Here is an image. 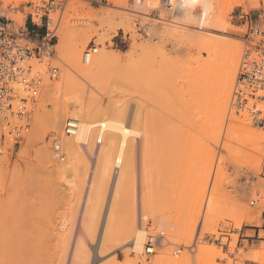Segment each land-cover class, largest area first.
I'll list each match as a JSON object with an SVG mask.
<instances>
[{"label": "rangeland", "instance_id": "1", "mask_svg": "<svg viewBox=\"0 0 264 264\" xmlns=\"http://www.w3.org/2000/svg\"><path fill=\"white\" fill-rule=\"evenodd\" d=\"M65 1L67 5L61 21L64 26L68 25L69 29H80L79 31H82L83 29L89 28L91 23V25L93 26L91 28H99V33L98 31L90 32V34L92 33L91 38L85 46L83 45V39H78L75 41V46L69 48L70 50L66 53V55H60L59 53L56 54L54 59H52V64H57L60 66V73L58 77L61 75V72H63L62 70L66 72L70 68L69 66H73L75 68L77 62L80 60V58H82V53L84 54V52L87 51L88 47L92 46L94 43L97 47H105L104 50H106V52H104L109 54V56L110 54H115L116 52L117 54L129 52L134 41L138 44L149 43L152 46H155V50L151 46V48L149 49H152L151 52L139 51L135 56L136 58H134V62L130 64V70L126 75V84L128 85L129 83L132 87L128 86L129 91H131L130 93L128 91V94L126 96L122 95L121 93L109 94V92L111 91H109L108 88L110 87V89L112 90L111 87L116 84L113 81L114 78L117 77L116 73L113 71L114 69H111L114 68L113 66H108L106 67L107 69H101L102 63L96 62L98 63V66L100 65L99 68L94 66L96 64L94 61L90 62V64H87L84 67L85 71H89L88 75L90 73L92 75V72L95 71V68L100 69L101 72L96 69L97 73L99 72V75L95 73L94 76L101 77V80H99V82L103 81L102 86L104 83L107 84V86L109 85V83H111V85L107 87L106 90L104 88L103 90H100L97 89L98 87H91L90 85L96 83V81L89 84L90 78L88 79V81L76 80L73 73L69 71L67 72L69 73L68 77H70L72 83V91L74 92V94H79L85 99L88 96L86 101L87 106H89L90 108L96 107L98 105H101L102 107L108 106V104H110L111 100L113 101V99L127 100L130 106L134 101L138 102L137 100L140 99V91L138 87H136L137 77L139 75H137L136 73L138 69V67L136 68V63L138 64L140 61H142L144 59L143 56L146 57L149 53H152L153 56L155 55L158 58H156V61L154 60L152 62L158 65V68L156 67L157 69H155V71H152L153 73H151L147 77V81L150 82L149 86H151L148 87V89L146 90L147 92L145 91L146 97H144L145 100L143 101V105L141 107L143 114L147 115L150 118L152 126L150 130L151 145L149 146L147 151L145 150L146 154L145 152H143L145 156L142 155L141 161H143L142 165L145 168V173H147L146 175H148L151 180H155L153 182V185L159 180L157 184H160L161 186L158 185L156 187L155 184L153 190L152 187H150L151 192H149L150 189L147 191L149 197L147 196V194L146 196L148 198L146 196L144 197L145 201H147L146 204H149L150 206L152 205L151 207L148 206V209L150 208V210L152 209L153 211L159 209L158 212L165 211L164 215L166 214V217L167 215H169L170 217H168L173 219H170L171 222H175L176 218H178L177 220H180V224H182L181 220L183 222V215H185L184 213H187L188 210L190 211L189 206V209L187 207L185 209V206L183 208L182 205H184V203L188 204V201L190 204V201L192 200L191 197L195 198L193 195H195L196 192L199 191L198 189L201 188L199 186L202 182L200 180L202 179L201 176H204L203 172L207 170L205 167L206 163H204V158L208 153V148L206 149L204 144L197 146V143H200L198 141H201V138L205 139L202 140V143L204 141L206 142L207 136H205L206 133L204 134L203 131L206 132L205 126L207 125L208 127L210 126V123H212L210 122L212 119L210 117L207 118V115H210L207 114L208 112L210 113V111H207L209 109V105L208 107L207 105H204L208 103V101L207 103L205 102V100L207 99L204 100V98H207L206 95H208V89H210L207 88L209 86H207L206 80L209 74L208 70L211 66L210 63L214 62L215 65H217L216 63H218L220 60L217 59V61L215 62L214 60L218 58V55L215 54V52L213 51L214 49L207 51L209 45L204 44L205 42L201 44L197 41L199 39L198 37L201 38L199 39V41H201L205 37L209 38L207 37V35H204L205 30L204 32L203 30L201 31V29L198 30V25L200 24V14L198 13L197 9L200 10V8H192L193 11H195V14L198 15V19H196V16V20L193 19L195 21L191 19L190 21L193 22L188 23L186 21L187 15L189 14V9H186V7L182 6H179L178 8L170 11L165 10L161 13L164 19L159 20L152 19L143 14L148 13L151 6H149L147 3H140L138 1L126 0V6L123 4L124 6L122 7H114V4L112 2L113 0H109V3H105L104 5H92L86 0ZM21 2L22 1H19L18 3L16 2V5H19ZM216 2L217 3L215 4L213 13L214 15H217L221 11L219 2ZM246 2L242 3L241 5L246 7ZM238 6L240 5L234 4L233 6H231V8L227 10V15L224 14V16H226L225 20L229 19L228 23L231 24H229L227 35H229L230 39L232 38V40H235L233 42H238L239 44L243 45L244 52L246 27L240 25V22L236 18L237 11L239 10ZM250 6L251 8H253L254 13L257 14V16L255 17L257 26L261 29H264L263 4H261L260 6H252V4H250ZM73 7L75 8L74 10ZM105 8H109L113 11V13L106 18L107 23L109 18V21L111 20V22L113 21V24L116 23L117 25L126 17V21L124 20V23L122 22L123 25L111 28L112 26H114L112 25L110 27L111 22H109V25H102L99 20L95 19L94 21H90V19L87 17V11L89 12L101 9L106 10ZM7 14L9 17H12L16 20L15 17H18L22 13L19 11L15 12L14 10H8ZM120 15L122 16L120 17ZM214 15L213 19L216 18V15L215 17ZM21 16H23L24 18L23 14ZM172 18L176 22H179V26L176 25L175 28H178L180 33H178L177 31L176 34L181 35V33L184 32V34L187 33V36L190 35V33L196 36L195 33L197 32L198 34L199 31L202 32L204 36L201 33H199L200 35H197L196 38L193 36L195 42L197 43H191L194 40L192 35L191 38L193 40L191 41V38L188 39L190 42L181 41V37L179 38L180 35H176V37H178V39L180 40H178L176 37H171L168 33L165 32L167 29L166 26L168 25L167 23H165V21ZM185 18L186 21L184 22L183 20ZM127 23L129 25H125L127 27L126 28L124 24ZM186 23L188 25H186ZM210 26L209 29L213 31V27ZM91 28H89V30ZM154 28L156 29L155 31ZM101 33H105L104 38H107L104 39L103 35H100ZM181 36L183 40L186 38L183 37V33ZM201 36H203V38ZM157 47L159 50H157ZM140 52L142 53L139 54ZM200 54L202 55V58L200 57ZM100 58L101 57L98 58V61H100ZM62 59L64 61H69L68 69H66V67L63 65ZM201 59L203 64L197 65L199 62L201 63ZM144 61L145 60H143V62ZM109 64L111 65V63ZM197 66H199V69ZM198 70L201 71L200 73L203 72L202 74L206 76L205 81H203L205 77L202 74H199ZM112 71L115 74H113ZM197 71L198 73L196 74L195 72ZM137 72H139V70ZM199 75L203 76L204 78H201ZM133 84H136V86H133ZM205 84L207 86V89L205 88ZM103 87H105V85ZM93 89L96 92L91 93ZM107 90L109 92L106 95ZM205 90L207 92H205ZM87 93L89 94L87 95ZM102 93H105V95H103ZM231 97L229 103V111ZM43 99H45V97H43ZM102 99L103 101H101ZM129 100L131 101V104ZM101 102L102 104H99ZM204 106H206V108H204ZM129 108H127V110ZM205 110L207 111V113ZM232 113L233 114L230 115L232 116V119L228 118L227 116V119L225 120L222 139L216 151L215 162L213 163V165H211V167L209 166V169L211 168V172L209 174L208 184L205 190L204 202L201 207L202 211L194 230H191L190 226H188V222L186 226H181L182 228L180 229L175 227L174 229L169 228L164 230L163 232H165L166 239L162 242V246L156 249V255L151 257L150 259L141 258L139 256L137 257V255L132 253V251L130 253V250H132L130 243L125 245L122 244V241H120V235H122L121 231L123 232V228H125L123 225L127 224V217L130 218V210L131 212L133 211L132 200H134L135 202V199H133L132 196L133 190H131L132 194H130L132 197L128 194V191L132 188V182H128L131 187L130 189H127V183L124 187L125 189L123 188L118 197L115 200L113 199L115 181L117 180L116 178H118L119 174L112 175L109 186L106 190L104 200L101 202L102 204L99 200L96 201L97 204L95 205H100L98 207H95V212L97 213H94L90 217H87L88 223H86L85 221L86 226L83 229L84 231L82 230L83 233L82 231V234L78 232L77 228L79 208H77L76 204H74L76 202L75 196H73L74 193L72 192L73 194L71 193L70 196L68 195V190H64L66 186L64 187L59 182L61 181V179L58 181L59 176L58 174H56V172L53 171V166H51V168L49 167L51 164H48V159H46V157L48 158V155L45 154V150L48 145H50L48 146L49 149L50 147L52 149L53 142L58 137L59 133L54 127L53 119L37 121L35 118V123H33L32 129L28 133V137L24 139L26 141H29L28 139H30V142L28 143L29 146L27 143L25 144V141H21L20 147H16L9 160L7 159L8 162H6V160L4 161L6 163H3V167H7L11 173L15 172L13 171V167H15V169L16 167H18L17 170L20 171L16 172L17 174L15 173L12 175L10 173L8 175V178L5 177L7 180L1 182V184L3 183L4 185H0V243L6 242L13 243L15 245L20 244L24 245L25 247H27V245L29 244L28 248L31 249L34 248V245L39 243L38 245L40 249L36 246L37 248L34 250L38 252L35 251V254L32 255V253H30L32 251L29 252L30 249H27L28 253L33 256L31 262H33L34 264H45L46 261V264H52L53 262V264H56L59 261L61 263L59 262L58 264H62V262L63 264H130L129 262H131L132 264V262L135 263L137 261V263L140 264H157L156 260L160 259H163V261L165 262H172L174 260L176 263L183 261L182 263L187 262V264H194V262L195 264H261V262L262 264H264V242L261 243L260 246H251L248 241H244L243 245H237V234H232L233 241L229 243V245L222 246L214 242L203 240L204 234L206 232H216L220 224H222L224 228H233L239 224L241 218V225L243 229L250 225H256L255 223H258L259 226L262 225L261 219L264 215V192L261 190L258 191L257 189L253 191H247L246 184H242L241 179V177H247L249 174L250 156L251 152H255V145H253L249 139H244V137H242V135L245 136V134L249 135L251 133L244 126L242 121L243 119L237 116L234 111ZM68 118L69 116H66L65 120L67 121ZM207 119L208 121H206ZM205 121L207 123H210L205 125ZM247 124L249 125V123ZM231 127L235 129L234 130L232 128L233 132L230 131ZM253 128L256 129V127ZM258 130L264 131L261 129ZM229 131L232 135H230ZM201 133L205 137L200 135ZM227 134L229 135V137L232 136L233 139L228 138ZM26 145L27 147H25ZM49 149H47V152L50 151ZM260 157L262 160V167L259 173V177L264 178V153ZM82 164L85 166V163L79 164V172H81L83 168ZM19 166L21 167V169ZM19 175L20 177H17ZM131 175L132 174H130V176ZM10 176L13 177L11 178ZM68 176L69 177L67 180H73L75 178L74 176L71 177L70 174ZM15 177L17 181L12 180L15 179ZM10 178L16 183L12 182V184L11 180H9ZM74 180L77 181V179ZM131 180L129 179L128 181ZM162 181L166 183L164 184V186H162ZM79 183L77 182V184ZM82 183L83 182H81V185ZM70 198L71 200L74 198L75 202L72 201V203L71 201H69ZM186 198L188 199L187 201ZM215 199L217 201H215ZM180 200H183L181 201L183 203L181 206ZM211 200L214 201L212 202L213 204L211 203ZM251 200H255L256 204L251 205ZM175 202H179V204H176ZM171 203H175V206ZM179 207L183 208H180V210H182V213L180 212ZM75 210L77 211L76 214ZM110 210L112 211V214L111 217L108 218L109 213L111 212ZM203 214L205 215L201 239L199 241L198 248H193V252L190 253L188 247L194 241L196 231ZM241 214H243L244 216H242ZM211 215L213 216L212 218ZM188 231H191V239L187 238V235L189 234ZM157 232L160 233L162 231L158 230L153 233V235L158 234ZM174 234H178V237L176 239L174 237ZM263 235L264 234L261 233V236ZM168 241H170L172 244ZM225 241L226 239H224V242ZM31 243H33V245ZM174 244H180L184 246L183 250L180 252V255L177 257L171 254L172 250L174 249ZM40 245L45 246L42 247ZM76 245L77 247H80L78 248L79 250L76 248ZM73 246H75L76 250H78V252L75 250L77 252V256L75 255L76 257L74 258L73 256H71ZM43 248L45 249L43 250ZM65 249L68 251H66ZM40 250L41 253H39ZM27 251L23 254H27L29 258L32 257L29 256ZM218 251H220L221 253L214 256L213 253H217ZM42 253L43 255L41 256ZM23 254L22 256H24L25 258V264H29L30 259L27 257V255ZM22 256L19 254L7 253L4 257H0V264H10L12 262H19L20 260L23 261ZM36 256L38 258L41 256V260H39V258L37 262ZM158 257L162 258L158 259ZM26 258H28L29 262H26ZM57 259L58 262H56ZM130 259L132 261H130ZM176 260L180 261L177 262ZM230 261L232 263H230ZM31 262L30 264H33Z\"/></svg>", "mask_w": 264, "mask_h": 264}, {"label": "bare ground", "instance_id": "2", "mask_svg": "<svg viewBox=\"0 0 264 264\" xmlns=\"http://www.w3.org/2000/svg\"><path fill=\"white\" fill-rule=\"evenodd\" d=\"M19 1H23V2L28 1L29 2L30 0H16L17 3ZM216 1L219 2L220 7H221V11L217 15L215 14L216 18L213 19L215 4L217 3ZM246 1H248L250 4H252V6H260L261 4H263V6H264V0H178V2H177L176 8H178L179 6H182V7H186V9H189L188 10L189 14L187 15V21L185 18L183 20L184 22L186 21L188 23H191V22L195 21L196 19H198V15L195 14V11H193L192 8H195V9L200 8V10L197 9L198 13L200 14V16H199V20H200L199 23L200 24L198 23L199 24L198 30L201 29V31L203 30V32L205 30L204 35H207V37H209V38H206V37L203 38V36H204L203 33L198 31V34H197V32L195 33L196 36L200 35L199 33H201L203 35V36H201L203 39L201 41H199V39H201V38L198 37L199 39L197 41L200 42L201 44H203L205 42L204 44L209 45V47H208L209 49L207 47H205V48H207V51L214 49L213 51L215 52L216 55H218V58H216L214 60L215 62L217 61V59H220L219 62L216 63L217 65H215L214 62L210 63L211 66H210V69L208 70L209 74L207 76V80H206V76H204L202 74L203 72L200 73L201 71L198 70L199 74H202L205 77V79H203V81L206 80V82H207L206 84H207V86H209V87H207L205 84V88L206 87L210 88V89H208V91H209L208 95H206L207 98H204V100L207 99V100H205V102L207 103V101H208V103L204 104V105H207V107L209 105V109L208 110L206 109V110L210 111V113L209 112L207 113L206 110L205 111L207 114H210V115L208 116L206 113L205 114L207 115V118L210 117L212 119V120L210 119L211 120L210 122H212V123L209 122L210 126L207 127L206 124H209L206 122V121H208V119H207L205 121L206 122L205 123V125H206L205 131L206 132H204L202 130L204 134L206 133L205 136H207L206 137L207 143L205 141H204L205 143L204 142L202 143V140H205V139L204 138L202 139L201 136H200L201 141H198L199 139L197 140L198 142H200V143H197L198 145L196 144L197 146L204 144L205 148L206 149L208 148V153L206 154V157L204 158L205 162L203 159V162L206 163L205 167L207 170H205V172H203L204 176L203 175L201 176V178L204 179V180L200 179L202 181V182L200 181L201 185H199L201 188L198 189L199 191H197L195 195H193L195 198L191 197V199L193 201L191 200L190 204L188 201L189 205L187 203H184V205H182L183 203L181 201H183V200H180V203H181L180 206L182 205L183 208L185 206V209H186V207L188 209L190 207V211L188 210L187 213L184 211L185 212L184 214L186 216L183 215L184 219H183V222L181 220L182 224H180V220H177L178 218H176L177 222L176 221L171 222V220H173V219L169 218L170 217L169 215H167V217H166V214L164 215L165 211L158 212L159 209L158 210L156 209L155 211H157V212H155L152 209H151L152 210L151 211L150 208L148 209V206H150V205L146 204L147 201H145V197H144L148 193L147 191L149 189H150L149 192H151L150 187H152V190H153V187L155 186V184H156V187L158 185L161 186L160 184H157L159 180L157 182H155V184L153 185V182L155 180L152 179L153 180L152 181L148 177V175H146L147 173H145L146 172L145 168L142 165L143 161H141L142 155L145 156L143 154V152H145V154H146L147 149L151 145V139H150L151 138V132H150V130L152 127L150 118L147 115L143 114L141 107L143 105V101L145 100L144 97H146V94H145L147 92L146 90L148 89V87L151 86V85L149 86L150 82L147 81V79H148L147 77L151 73H153L152 71H155V69L158 68L157 67L158 65H156L155 63H152L154 60L156 61L157 57L155 55L153 56L152 53H149V54H147L148 57L146 56L147 58L145 56H143L144 57L143 60H145L144 62L142 60L138 64L136 63V68L138 67L137 71L139 70V72L136 71V73H137V75L138 74L139 75L137 77V82H136L137 86H136V84H133V86L135 85L136 87H138V89L140 91L139 92L140 93V95H139L140 99L137 100L138 102L134 101L133 104H131V101L129 100L130 104H131L130 106H129V103L127 100H124V99L123 100H115V99H113V101L111 100L112 103L110 102V104H108V106L102 107L101 105H98L96 107L90 108L89 106H87V101H86L88 96L85 99L83 96H81L79 94H74V92L72 91L73 90V88L71 86L72 83H71L70 77H68L69 73L67 72V71H69V72L73 73L76 80L88 81V79L90 78L89 84L91 82L96 81V83H93L90 85L91 87H94V88L98 87L97 89H100V90H103V88H104L106 90L107 87H109L111 85V83H109L108 86H107V84L104 83L103 86L105 85V87H103L102 86L103 81L99 82V80H101V77L100 76H98V77L94 76V74L97 73L96 69L99 70V72H101L100 69L95 68V67L100 66V65L98 66L97 65L98 63H96V62L102 63L103 66L101 65V69H104L108 66L109 67L113 66L114 68H111V69L112 70L114 69L113 71L116 73L117 77H115L113 80L116 84L113 85L114 87L113 86L111 87L112 90L110 89V87L108 88V90L111 92H109L107 90L106 95L109 92V94L121 93L122 95L126 96L128 94V91H129L128 86L129 87L131 86L129 83H128V85L126 84L127 83L126 75L128 74V72L130 70L129 69L131 67L130 64L134 62V58H136L135 56L138 54L139 51L151 52L152 49L151 50H149V49L151 48L152 45L149 43L138 44L137 42L134 41V43L131 45L132 47H131L129 52H125V53H121V54L120 53L117 54V52H116L115 54H110V56H109V54L105 53L106 52V50H104L105 47L104 48H103V46L97 47L95 44L94 46H92V53H91V57H90V60L88 63L85 62V52H84V54L82 53V58H80V60L77 62L78 66L76 64L75 68L73 66H69V64H68L69 61H67V60L64 61L62 59L63 65L66 67V69H68V66H69L70 70L68 69L66 72L64 70H62L63 72H61V75L59 77H55V78H48L47 77L46 78L44 86H43L42 100H41V103L39 104V106L37 108L35 118L37 121H43L45 119H47V120L53 119L54 127H55L56 131H58V133H59L58 137L53 142L52 149H51V147L49 149L48 146H50V145L47 146L45 151L47 152V149H49L50 151L48 150L49 152H47V153L45 152V154L48 155V158L46 156L45 157H46V159H48L47 160V162H49L48 164H51L49 167L51 168V166H53L52 167V168H54L53 171L56 172V174H58V176H59V179L57 177L58 181L61 179L62 182L61 181H59V182L64 187L66 186V188H64V190L65 189L68 190V195L71 196V193L72 192L74 193V194L73 193L72 194H73V196H75L76 202L74 201V198L72 200L70 198L69 201H71V202L74 201L75 202L74 204H76L77 208H79V218H78V228L77 229H78V232H80V234L83 233V231H84L83 229L86 226L85 221H86V223H88L87 217H90L92 214L97 213V212H95L96 211L95 207L96 206L98 207L100 205H95V204H97L96 201L99 200L101 203L104 200L106 190H107V187L109 186V182L111 180L112 175H118V174H119L118 178H116L117 180L115 181L113 199L115 200L118 197L120 192H122L121 190H123V188L126 186V184L128 182H132V184H131L132 188L130 187L129 183H128L129 186L128 185L126 186V187H128L127 189L131 188L128 191V194L129 195L132 194L131 190H133L132 196H133V199H135V202H134V200H132L133 201V206H132L133 211L131 212V210H130V215H129L130 218L127 217L128 222L126 220L127 224L123 225L125 228H123V232L121 231L122 235H120L121 233L119 234L121 237L120 241H122V244L126 245V244L130 243L131 248H132V250H130V253L132 251V253L136 254L138 257L142 253V250L144 248V244L146 243L148 236L153 235V233H155L158 230L164 231V230L169 229V228L174 229L175 227L180 229L183 226H186L188 223H189L188 226H190L191 230H194L195 225H196V223L199 219V216L201 215V211H202L201 207H202L203 202H204L205 190L207 188L209 174L211 172V168L209 169V166L211 167V165H213V163L215 162L216 151H217V147H219V144H220L221 139H222V133H223L225 120L227 119V116H228V118L232 119V116H230V115L233 113H230V111H229L230 97H231V92L233 89V84H234V81L236 79L239 63L241 61V57L243 54V45L239 44L238 42H233L235 40H232V38L230 39L229 35H227L230 23H228L229 19L225 20L226 16H224V14H226L227 10L230 9L231 6H233L234 4L241 5L242 3L246 2ZM112 2L114 4L113 5L114 7H122L124 5L126 6V4H127L126 0H113ZM108 3H109V0H108ZM74 9L75 8L73 7V10ZM105 9L106 10L101 9L102 11L101 10H95V11L93 10V11H89V12L87 11V13H86L87 17L90 19V21H94L96 19V20H99L102 23V25H107V24L109 25V22H111V20L109 21V18H108V23H107L106 18L108 16H110L113 13V11L109 8H105ZM115 14H117V13H115ZM143 14H148V13H143ZM21 15H19L18 17H15L16 20L20 23L23 22V16H21ZM215 15H214V17H215ZM13 16H15V15H13ZM121 16L122 15H120V17ZM196 16H197V18H196ZM125 19H126V17H125ZM152 19H154V18H152ZM191 19L192 20L195 19V20L190 21ZM119 20H120V18H119ZM124 20L123 21L121 20L120 23H118L117 25H116V23L113 24L112 23L113 21H112L111 22L112 24L110 23V27L112 25H114V26H112L111 28L121 26V25H123ZM168 20L165 21V23L168 24V25L166 24L167 29L165 32L168 33L173 38L176 37V35L179 36L180 34L178 35V34H176V32L178 31V33H180V31L178 28H175L176 25L179 26V24H178L179 22H176L175 20H173V18L168 19ZM62 25H63V23L61 22L59 25L58 31H57L58 40H57L56 46H55V48L57 50V54L59 53L60 55H66V53L70 50L69 48L75 46V41L78 39H83V45L85 46L91 38L92 33L90 34V32L98 31V29H99V28H97V29L91 28V27H93L91 25V23H90V27H89V28H91L90 30H89V28H87V29H83L82 31H79L80 29L72 30V29H69L68 25L67 26L66 25L62 26ZM125 25L128 26L129 24L127 23V24H124V26ZM186 25H188V24L186 23ZM210 25H212V26H210ZM209 26L213 27L212 29H214V30L212 31L211 29H209ZM85 30H88V31H85ZM105 30H107V29H105ZM155 30L156 29L154 28V31ZM187 31H189V30H187ZM98 33H99V31H98ZM182 33H183V37H186L185 38L186 40L185 39L183 40V38L181 36ZM182 33L179 36V38L181 37L180 38L181 41L190 42L188 39L191 38L192 34L190 33V35L187 36V33L186 34H184V32H182ZM100 35H103V38H104L105 33L104 34L101 33ZM193 36L194 35H192V37ZM196 36H194V37L196 38ZM156 37H158V36H156ZM194 37H193V39H194ZM106 38L107 37H105L104 39H106ZM176 38L178 39V37H176ZM180 39H178V40H180ZM193 39L191 38V41ZM193 42H195V39L191 43H193ZM195 43H197V42H195ZM200 46H202V45H200ZM152 47L154 48L155 46L153 45ZM155 49L156 48H154V50ZM157 50H159L158 47H157ZM142 52H140L139 54H141ZM97 57L98 58L101 57L100 61H98ZM200 57L202 58V55ZM96 58H97V60H96ZM101 59H102V61H101ZM203 59H204V57H203ZM94 61L96 63V64L93 63V64H95L94 65L95 71L92 72V75H91V73L88 75L89 71L88 72L85 71L84 67H85V65L90 64V62H94ZM198 61H200V60H198ZM109 63H111V65ZM199 63L197 65L203 64L202 59H201V63L200 64ZM197 67L199 69V66H197ZM200 70H201V68H200ZM113 71H112V73H113ZM198 71L195 73L197 74ZM98 73H97V75H99ZM115 73H113V74H115ZM205 75H207V74H205ZM203 76H200V77L204 78ZM97 78H100V79H97ZM116 80H117V82H116ZM200 81H201V79H200ZM99 86H101V87H99ZM97 91H99V90H97ZM130 91H129V93H130ZM93 92H96V91H94V89H93V91L91 93H93ZM133 92H134V90H133ZM205 92H207V91L205 90ZM89 93H87V95ZM103 95H105V93ZM100 96H101V93H100ZM43 97H45V99H43ZM101 101H103V99ZM98 102H99V100H98ZM98 102H97V104H98ZM99 104H102V102ZM127 108H129V109L127 110ZM204 108H206V106H204ZM66 116H69L67 121L65 120ZM35 118H34L33 123H35ZM230 121H229V123H230ZM242 121H243L244 126L251 133L249 135L245 134V136L242 135V137H244V139H249L251 141V143L253 145H255V148H254L255 152H253V153L251 152V156H250L249 174L247 177H241L242 184H246L247 191H253V190L257 189L258 191L261 190L264 192V178L259 177V173H260V170L262 167L261 166L262 160H261L260 156L264 153V131H259L257 128L256 129L253 128V126L251 124L248 125L246 121H244V120H242ZM232 128L233 127L230 128V131H232L234 129V128L233 129ZM228 129H229V126H228ZM230 131H229V133H230ZM200 135H202V133ZM230 135H232V134L230 133ZM202 136L205 137L204 135H202ZM26 137H28V136H26ZM26 137L24 139H26ZM231 137L232 136L229 137V135H228V138L233 139V137L232 138ZM28 140L29 141L22 140V142L25 141V144L26 143L28 144L30 142V139H28ZM224 140H225V138H224ZM28 146H29V144H28ZM25 147H27V145ZM59 147H62L63 155H65L63 158L61 157L62 156L61 152L57 150V148H59ZM199 148H201V147H199ZM260 153H262V154H260ZM12 154H13V152L10 151V152H7L5 155L0 156V180H1L0 185H4L3 183L1 184V182L6 181L7 179L5 177L8 178V175L11 173L7 167L6 168H5V166L3 167V165H4L3 163L8 162V160ZM4 161H6V162H4ZM81 163H85V166L82 164L83 168H82L81 172H79L80 171V168H79L80 165L79 164H81ZM207 165H208V167H207ZM12 166H13V163H12ZM17 168L18 167H16V169H15V167H13V171H15V172L11 173V175L20 171V170H17ZM116 168H118L117 173H115ZM20 169H21V167H20ZM69 174L71 177L74 176L75 177L74 179H77V181H75L74 179L73 180H67L69 177L68 176ZM130 174H132V175L130 176ZM20 175L17 177H20ZM13 176H16V175H13ZM13 176H10V177L12 178ZM81 176H82V180H81ZM131 177H133V178H131ZM11 178L9 180H11ZM69 179H72V178H69ZM129 179L130 180L132 179V180L128 181ZM12 180L17 181L16 177H15V179H12ZM12 180H11V183L15 182ZM78 180L80 181V183ZM77 182L79 184H77ZM81 182H83L82 185H81ZM164 184H166V183L163 182L162 186H164ZM81 187H82V189H81ZM65 192H67V191H65ZM129 192H131V193H129ZM147 196H148V194H147ZM66 198H67V196H66ZM187 200L188 199L186 198V201ZM186 201H184V202H186ZM215 201H217V200L215 199ZM71 202H70V204H71ZM212 202H214V201L211 200V203ZM175 203L179 204V202H175ZM175 203L174 204L171 203V204L175 206ZM174 206H172V207H174ZM169 207H171V206H169ZM180 208L181 207H179V210H180ZM183 208H181V209H183ZM149 210L153 213H151ZM180 212L182 213V210H180ZM76 213H77V211L75 210V214ZM111 214H112V211L109 213L108 218L111 217ZM212 215H211V218L213 217ZM241 215L244 216L243 214H241ZM242 216H240V217H242ZM75 218H76V216H75ZM241 223H242V218H241V221L239 222V224L236 225L234 228L241 229V227H242ZM81 231H82V233H81ZM188 232H189V234L187 235V238L191 239L190 238L191 237V235H190L191 231H188ZM161 233L162 232H160L158 234H161ZM84 234H85V232H84ZM174 237L176 239L178 237V234H174ZM78 239H79V237H78ZM80 239H81V237H80ZM162 240L163 239H161V241ZM186 241H187V239H186ZM189 242H190V240H189ZM31 244L33 245V243H31ZM38 244L34 245V248L31 249V248H28L29 244L27 245V247H25L24 245H20V244L15 245L13 243H6V242L0 243V257H4L5 254H7V253L19 254L22 256V254L24 252H26L27 249H30L29 252L32 251L30 253H32V255H33V254H35L34 252L36 251L34 249L39 247ZM40 246H42V245H40ZM44 246H42V247H44ZM65 246H67V245H65ZM76 248L78 249L80 247L79 246L77 247V245H76ZM76 248H75V246H73L72 253H71V256H73V258L77 256L76 253L79 250V249L76 250ZM39 249H40V247H39ZM44 249L45 248H43V250ZM66 251H68V250H66ZM36 252H38V251H36ZM128 252H129V249H128ZM27 253H28V251H27ZM39 253H41V250ZM43 253L41 254V256L43 255ZM101 253H102V251H101ZM130 253H128V254H130ZM220 253L221 252L218 251L217 253L214 252L213 254L215 256V255L220 254ZM128 254H126V255H128ZM23 255H27V254H23ZM32 255L29 254V256H32ZM46 255H48V254H46ZM60 256H63V255H60ZM27 257H28V255H27ZM22 258H23V261L20 260L19 262H12L10 264H25L24 256H22ZM28 258H26L27 259L26 262L28 261ZM32 258H33V256L29 258L30 262H31ZM39 258L38 257L36 258L37 262H38ZM62 258H64V257H62ZM159 258H162V257H158V259ZM59 259H60V257H59ZM39 260H41V258ZM34 261H35V259H34ZM72 261H73V259H72ZM130 261H132V260L130 259ZM156 261H157V264H159V263L160 264L161 263L162 264H185V263L187 264V262L182 263L183 261L181 262L180 260H176V261L177 262L180 261L181 263L180 262L176 263L174 260H173L174 262L172 260H171L172 262H167V261L165 262V261H163V259L156 260ZM158 261H160V262H158ZM30 262H29V264H30ZM41 262H43V261H41ZM46 262H45V264H46ZM56 262H58V259ZM137 262H135V263L132 262V264H140ZM200 262H202V261H200ZM31 263H33V262H31ZM50 263H52V262H50ZM58 263H56V264H58ZM64 263H65V261H64ZM72 263H74V262H72ZM129 263L131 264V262H129ZM230 263H232V262L230 261ZM62 264H63V262H62ZM194 264H195V262H194ZM199 264H201V263H199ZM261 264H262V262H261Z\"/></svg>", "mask_w": 264, "mask_h": 264}, {"label": "built area", "instance_id": "3", "mask_svg": "<svg viewBox=\"0 0 264 264\" xmlns=\"http://www.w3.org/2000/svg\"><path fill=\"white\" fill-rule=\"evenodd\" d=\"M94 5L108 4V0H86ZM151 6L147 15L154 19H164L162 12L176 9L178 0H133ZM65 0H30L16 5V0H0V156L14 152L33 126L37 108L42 100L46 78L58 77L60 66L52 64L57 54V31L66 10ZM238 6L236 18L246 27L245 48L234 82L230 113L241 117L253 127L264 130V29L256 24V16L250 3ZM19 11L24 15L18 23L9 17L7 11ZM95 43L92 45L94 46ZM92 46L85 51L88 63ZM63 158L62 147L57 148ZM264 165V158H263ZM116 168L115 173H117ZM251 205L256 201L251 200ZM202 216L190 253L197 249L204 222ZM244 229L224 228L222 224L216 232H206L203 240L218 245H229L232 234L238 235L237 245H242ZM166 239L165 233L149 235L141 258L155 256L156 249ZM224 239L226 241L224 242ZM171 243L170 241H168ZM172 244V243H171ZM184 246L174 244L172 255L177 257Z\"/></svg>", "mask_w": 264, "mask_h": 264}, {"label": "crops", "instance_id": "4", "mask_svg": "<svg viewBox=\"0 0 264 264\" xmlns=\"http://www.w3.org/2000/svg\"><path fill=\"white\" fill-rule=\"evenodd\" d=\"M262 225L259 226L258 223H255L256 225H253V226H247L245 229H244V232L243 234L246 236V238H243L242 241V245L244 244V241H248V243L251 245V246H260L261 243L264 242V235L261 236V233L264 234V215L262 217ZM258 225V226H257Z\"/></svg>", "mask_w": 264, "mask_h": 264}]
</instances>
